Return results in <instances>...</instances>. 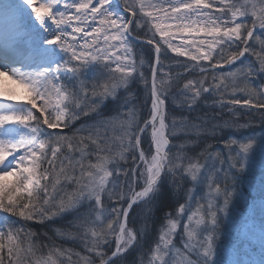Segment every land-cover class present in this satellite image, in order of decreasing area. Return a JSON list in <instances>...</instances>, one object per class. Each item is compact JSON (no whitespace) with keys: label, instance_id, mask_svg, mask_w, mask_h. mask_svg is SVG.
<instances>
[{"label":"snow or ice","instance_id":"snow-or-ice-1","mask_svg":"<svg viewBox=\"0 0 264 264\" xmlns=\"http://www.w3.org/2000/svg\"><path fill=\"white\" fill-rule=\"evenodd\" d=\"M0 213V264H264V0H0Z\"/></svg>","mask_w":264,"mask_h":264},{"label":"trees","instance_id":"trees-1","mask_svg":"<svg viewBox=\"0 0 264 264\" xmlns=\"http://www.w3.org/2000/svg\"><path fill=\"white\" fill-rule=\"evenodd\" d=\"M136 46L138 48H140L141 50V54L144 56L145 60L147 63H150V53L148 52L147 48L148 46L144 45V46H141L140 44H136ZM135 82H132V84L134 85ZM139 88L137 90H132L130 86H128V88L130 90H132V95L134 97V99L132 101H128V103H132V104H140L141 102H143V106L141 107V112H140V116H141V120H143L144 118V113L146 111V108H147V101L144 99V91L143 89L141 88V86L138 84ZM128 95V91L125 90V92L123 93V97L125 98L126 96ZM124 98L123 99H116V100H109V101H106V106H105V109L108 110H112L111 112L112 113H116L120 107H121V103H125L124 101ZM169 103L170 101L168 102V107H169ZM127 106V104H125V107ZM167 107V111H169V108ZM206 111V109H203L200 107V105H197L193 108V110H190V111H186L185 109L181 110V112L177 113L175 115V117H184V116H187L189 120H195L197 115H202L204 112ZM170 113V111H169ZM185 138H183L182 136L178 137L177 139H173V141H183ZM188 139H192L191 136L188 137ZM170 190L168 189V186H167V182L163 180V177H162V182H161V185H160V192L157 193V197L159 198L160 200V206L159 208L157 209V217H159V215L162 214V212L165 210V208L169 205V201L166 199L165 197V193H169ZM131 219V218H130ZM159 219L157 218L154 222H153V230L155 229V226L159 223ZM131 223V221H130ZM152 237L150 236L149 237V240H151ZM64 243V246L65 247H74V245L72 244V242H63ZM147 244V239L145 240V246ZM78 251H80L81 249L77 248ZM137 259H139V256L138 254H136V252L134 251H131L125 255V257L122 259L123 261H120V264H132L134 261H136Z\"/></svg>","mask_w":264,"mask_h":264},{"label":"rangeland","instance_id":"rangeland-1","mask_svg":"<svg viewBox=\"0 0 264 264\" xmlns=\"http://www.w3.org/2000/svg\"><path fill=\"white\" fill-rule=\"evenodd\" d=\"M131 84V83H130ZM130 84L128 85V86H130ZM136 86H138V83H134V86L131 88L132 90H134V87H136ZM121 92H124V90H121ZM174 106L175 107H177L175 104H174ZM177 108H180V107H177ZM87 119V118H86ZM181 135H183V134H181ZM181 135H178V136H174V137H172L173 139H177L178 137H180ZM219 147V146H218ZM136 207L137 206H133V212H135V210H136ZM131 215H132V213H130V217H131ZM130 221H131V219H130ZM114 246V245H113ZM121 261H123V260H121ZM136 261H138V259L136 260ZM136 261H134L132 264H136Z\"/></svg>","mask_w":264,"mask_h":264}]
</instances>
